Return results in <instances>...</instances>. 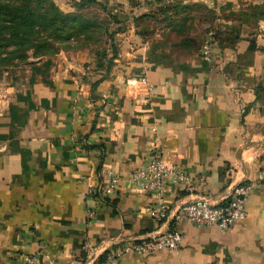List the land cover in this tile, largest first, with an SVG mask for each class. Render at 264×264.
I'll return each instance as SVG.
<instances>
[{"label": "crops", "instance_id": "crops-1", "mask_svg": "<svg viewBox=\"0 0 264 264\" xmlns=\"http://www.w3.org/2000/svg\"><path fill=\"white\" fill-rule=\"evenodd\" d=\"M173 1L197 0H142L144 7L128 8L131 20L118 23V58L107 74L81 67L90 61L84 56H57L31 66L17 90L0 81V264H95L110 251L114 264H264V179L257 182L264 174V19H228L214 7L207 64L200 49H171L163 33L170 20L159 21ZM141 40L134 50L131 43ZM140 79L146 85H127ZM155 149L192 187L166 185L171 213L160 223L148 215L152 195L125 181ZM107 170L121 179L117 194L93 195ZM243 182L257 183L245 220L229 231L172 220L178 206L219 204ZM172 229L182 234L177 251H121Z\"/></svg>", "mask_w": 264, "mask_h": 264}, {"label": "rangeland", "instance_id": "rangeland-1", "mask_svg": "<svg viewBox=\"0 0 264 264\" xmlns=\"http://www.w3.org/2000/svg\"><path fill=\"white\" fill-rule=\"evenodd\" d=\"M94 1L97 3L78 6L75 2L79 1L73 0H34L33 11L43 21L46 20V24L41 25L40 32L33 41V46L28 47L25 52V59H16L15 57L8 63L0 61V81L17 90L24 85L27 71L31 66L45 58L57 56L67 58H82L84 56L90 60L81 64L84 69L91 66L96 71L103 67L105 71L107 69L106 74L110 72L115 59L118 58V47L114 43V38L115 34L120 33L123 27L118 23L121 22L125 25L128 20H131L128 8L135 6L142 8L144 7L142 3L146 0L143 2L142 0ZM215 1L209 0L204 3L197 0L194 3L191 1L184 4L182 1H173L170 4V14L159 22L170 20L163 26V28L169 27V31H163V33L171 40V49L174 52L193 53L199 51L210 31L209 24L212 22L213 12L217 16L216 11H213L214 7L221 8V14L223 13V16L228 19L244 16L247 17L245 20L254 23L264 19V0L253 4L240 0L237 2L231 0V3L221 1L220 5ZM159 5L158 9L162 10L163 5L160 3ZM230 8L235 9L231 11ZM55 13L58 14V17L54 16ZM51 19L54 22L49 24L48 21ZM141 23L145 24L143 20ZM194 32L200 33L201 37L193 35ZM133 35L141 36L145 40V32L135 31ZM140 44H143L142 40L138 43H131L134 50H137ZM11 49L12 47H5L0 59L6 58L7 52ZM198 53L200 54V51ZM104 78L105 76L96 81L94 85L97 86Z\"/></svg>", "mask_w": 264, "mask_h": 264}, {"label": "built area", "instance_id": "built-area-1", "mask_svg": "<svg viewBox=\"0 0 264 264\" xmlns=\"http://www.w3.org/2000/svg\"><path fill=\"white\" fill-rule=\"evenodd\" d=\"M213 46V34L209 32L200 48V57L207 64L213 61ZM138 84L146 85L145 79L127 81L129 86ZM263 179L264 174H261L258 176L257 182ZM125 181L131 187L152 195L153 204L148 215L159 223L167 220L171 213L164 201L167 184L180 186L188 193L192 191L190 176L178 166L167 164L160 149H155L144 166L128 174ZM120 182L121 179L116 174L107 170L101 182L91 189V193L103 198H112L117 194ZM256 183L243 182L232 186L229 195L219 204H210L207 200L184 203L174 210L172 220H185L198 229L216 227L225 233L236 223L245 220L248 195L256 187ZM88 217H94L93 210L88 211ZM181 244L182 234L180 231L172 229L128 242L122 246L121 251L146 256L161 251H177ZM115 253V251H110L95 264H114ZM26 259L34 263L33 258L27 257Z\"/></svg>", "mask_w": 264, "mask_h": 264}, {"label": "trees", "instance_id": "trees-1", "mask_svg": "<svg viewBox=\"0 0 264 264\" xmlns=\"http://www.w3.org/2000/svg\"><path fill=\"white\" fill-rule=\"evenodd\" d=\"M33 2L34 0H0V56L5 47H12L11 51L7 52L8 57L1 58L0 61L8 63L15 57L16 59H25L26 50L33 46L40 27L46 24V20L43 21L33 11ZM75 3L78 6H85L97 2L81 0ZM54 16L58 17V14L55 13ZM52 22H54L52 19L48 21L49 24Z\"/></svg>", "mask_w": 264, "mask_h": 264}]
</instances>
